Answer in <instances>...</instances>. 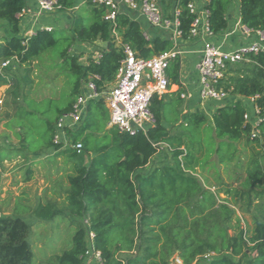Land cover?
Instances as JSON below:
<instances>
[{
  "label": "trees",
  "instance_id": "1",
  "mask_svg": "<svg viewBox=\"0 0 264 264\" xmlns=\"http://www.w3.org/2000/svg\"><path fill=\"white\" fill-rule=\"evenodd\" d=\"M157 1L165 18H174L178 12L182 40H188L196 18L188 7L192 0ZM235 1L243 25L264 28V0H206L204 8L214 34L228 28L227 10ZM27 2L0 0V22L8 27L1 42L3 59L26 64L53 49L54 64L71 83L67 102L53 118L45 116L46 110L39 109V102L30 95L21 96L10 125L19 127L21 148L28 151L63 148V143L54 141L57 121L73 109L84 81L92 77L101 92L115 81L125 58L124 45L144 58L175 48L171 34L147 38L128 10L108 21L106 7L90 1L78 9V25L51 31L39 28L23 35L19 14ZM74 6L75 0H57V11H72ZM97 41L105 44L100 56H91L84 64L69 51L75 44ZM167 72L168 91L153 96L150 108L156 125L146 132L132 135L109 126L104 97L91 99L81 126L67 131L71 144L82 143L91 158L87 165L74 163L63 207L47 201L33 208L39 222L64 215L76 225L70 245L50 258L49 264H85L90 231L103 264H177V257L182 264H264V120L256 126L254 115L246 120L249 110L242 100L259 95L255 104L264 115V52L229 65L219 87L233 99L239 98L218 102L222 104L212 114V124L205 112L184 107L180 55L170 60ZM174 86L177 89L172 91ZM241 142L252 150L244 176L214 191L194 173L196 165L204 167L213 157L222 164L234 161ZM162 147L171 154V162L143 172ZM63 152L71 158L79 155L74 148ZM6 156L0 146V164ZM27 173L30 180L34 171ZM220 193L231 195L233 201ZM238 205L251 212V226L243 224ZM29 208L19 203L14 213L0 215V264H30L33 259L32 222L22 214ZM207 256L211 258L202 263Z\"/></svg>",
  "mask_w": 264,
  "mask_h": 264
},
{
  "label": "rangeland",
  "instance_id": "2",
  "mask_svg": "<svg viewBox=\"0 0 264 264\" xmlns=\"http://www.w3.org/2000/svg\"><path fill=\"white\" fill-rule=\"evenodd\" d=\"M72 23L66 28H72ZM7 28L0 22V146L7 154L6 159L0 164V215L14 213L19 203L30 207L29 211L22 212L32 222L30 243L34 257L30 264H49L50 258L70 245L76 225L64 215L39 222L33 216V208L38 202L46 203L47 201L56 202L59 207H63L65 190L69 186L68 176L72 173L74 163L87 165L91 154L83 151L77 158H71L63 152L70 147L69 144L61 150L51 148L44 150V153L21 148L23 142L17 137L19 127L11 126L10 120L14 117L18 103L22 101L23 93L39 102L38 108L47 112L45 116L53 118L56 115V109L67 102L71 83L66 82L65 75L54 64L53 49L30 63L19 64L11 60L7 67H2L5 60L2 57L1 42L3 36L8 33ZM84 46L85 48L81 44L80 46L75 44L69 50L72 55L78 56L82 64L86 63L91 56L97 57L96 53H99L105 44L97 41L92 45ZM112 84L110 83L109 87ZM244 102L251 110L250 99L245 98ZM188 104L186 99L184 107L189 110ZM204 112L208 115V123L212 124L210 113ZM30 120H35V117H31ZM39 129L43 131V127ZM34 131L38 133V128ZM32 137L35 138V135ZM38 141L41 140L38 139ZM251 157L252 150L241 142L237 145L234 161L222 164L218 157H213L204 167L196 165L194 173L215 191L223 187L221 184H231L238 177L244 176ZM168 162H171V154L162 147L143 172ZM28 169L34 171L30 180H27ZM236 185L237 182L233 186ZM220 196L233 201L231 195L226 197L225 193H220ZM236 209L238 215L242 217L243 224L251 226V212L243 211L239 205ZM252 211H255V208H252ZM90 237L88 233L89 241ZM210 258L211 256L204 257L201 262L205 263ZM176 263L182 264V261L177 257ZM85 264H96V262L87 258Z\"/></svg>",
  "mask_w": 264,
  "mask_h": 264
},
{
  "label": "built area",
  "instance_id": "3",
  "mask_svg": "<svg viewBox=\"0 0 264 264\" xmlns=\"http://www.w3.org/2000/svg\"><path fill=\"white\" fill-rule=\"evenodd\" d=\"M85 1H90L98 6H105L104 18L108 21H114L120 11L127 9L137 11L150 26L166 31L170 30L175 48L162 54L144 58L138 56L129 45H124L125 58L121 61L116 79L110 87L101 92L92 77L83 82L73 109L63 113L57 121L54 136L55 143H63V147L69 144V148H74L78 154L83 152V145L80 142L71 144L67 131L77 130L81 126L91 99L104 97L110 112L109 125L116 126L121 131L134 135L139 131L146 132L156 125V117L150 108L151 100L154 95L163 96L167 93L169 86L167 69L170 60L181 55L177 43L182 40L178 12L175 13L174 18H165L157 0ZM37 3L38 15L57 11V0H37ZM188 7L192 13L196 14L189 39L197 38L205 41L202 57L196 67L200 79V98L203 102H231L233 98L223 88L219 87V83L227 77L226 72L229 65L247 61L251 53L264 52V28L250 29L243 25L240 20L236 29L243 42L236 48L224 49L212 40L216 34L209 28L207 17H205L207 11L203 12L197 9L194 0L189 3ZM24 14L25 9L19 14L20 18ZM53 28L51 25L45 27L49 31ZM144 34L150 38L148 32H144ZM96 54L97 57L100 56L99 53ZM10 62L11 60H5L2 67H7ZM181 96L184 99L187 98V92ZM258 97L259 95L248 98L253 105L254 113L247 111L245 114L246 120L254 115L256 118L254 126L264 120L261 108L255 104V99ZM89 233L91 237L86 259H93L96 264H103L101 252L95 247L94 233L91 231Z\"/></svg>",
  "mask_w": 264,
  "mask_h": 264
},
{
  "label": "crops",
  "instance_id": "4",
  "mask_svg": "<svg viewBox=\"0 0 264 264\" xmlns=\"http://www.w3.org/2000/svg\"><path fill=\"white\" fill-rule=\"evenodd\" d=\"M196 3L197 9L200 11L206 12L204 6L206 0H194ZM85 3V0H75L74 10L72 11H56L54 13H45L42 15H38V3L37 0H28L27 5L25 7V14L21 18L22 24V33L23 35L31 34L35 32L39 28H45L48 25L53 27H67L71 22L72 25L75 24L77 18L78 9H80ZM128 10V9H127ZM129 15L138 20L141 24L142 30L144 32H148L151 39L155 38L156 36L166 37L168 34H171L170 30L166 31L165 29L161 28H154L150 26L144 17H142L137 11H127ZM204 16V15H203ZM208 16V12L205 17ZM227 20H228V28L216 34L212 40L217 44L220 45L224 49L236 48L242 42L243 39L239 36L238 31L236 29V25L241 20L240 12H239V4L237 1L233 2L229 9L227 10ZM81 19V18H80ZM226 36V37H224ZM241 38V39H240ZM211 40V39H207ZM85 44H81L83 48ZM92 45V44H87ZM205 45V41L197 38H191L188 40H181L178 41L177 46L181 50V82L186 88L187 92V102L189 103V110L190 111H207L210 113L211 117L214 111L220 104L218 102H203L200 98V79L199 74L196 69L199 60L202 57L203 48ZM80 46V44H79ZM88 47V46H87ZM86 47V48H87ZM89 48V47H88ZM177 87L174 86L172 91L176 90ZM236 100L239 97H234ZM245 98H242L244 102ZM232 100V101H233ZM251 106L252 103L250 102ZM244 105L247 106V109L250 113H254L253 107L251 110L248 108V105L244 102ZM110 114V112H109ZM110 116V115H109ZM110 126V125H109ZM116 127V126H115Z\"/></svg>",
  "mask_w": 264,
  "mask_h": 264
},
{
  "label": "water",
  "instance_id": "5",
  "mask_svg": "<svg viewBox=\"0 0 264 264\" xmlns=\"http://www.w3.org/2000/svg\"><path fill=\"white\" fill-rule=\"evenodd\" d=\"M81 19L80 18H77L76 21H75V25H78L80 23Z\"/></svg>",
  "mask_w": 264,
  "mask_h": 264
}]
</instances>
